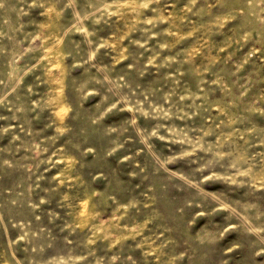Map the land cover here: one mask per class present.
<instances>
[{
	"label": "rangeland",
	"instance_id": "obj_1",
	"mask_svg": "<svg viewBox=\"0 0 264 264\" xmlns=\"http://www.w3.org/2000/svg\"><path fill=\"white\" fill-rule=\"evenodd\" d=\"M0 264H264V0H0Z\"/></svg>",
	"mask_w": 264,
	"mask_h": 264
}]
</instances>
